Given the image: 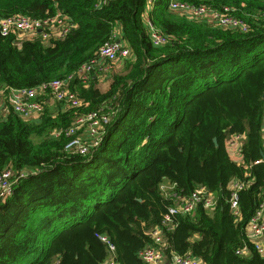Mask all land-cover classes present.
I'll list each match as a JSON object with an SVG mask.
<instances>
[{
  "label": "trees",
  "instance_id": "trees-1",
  "mask_svg": "<svg viewBox=\"0 0 264 264\" xmlns=\"http://www.w3.org/2000/svg\"><path fill=\"white\" fill-rule=\"evenodd\" d=\"M147 1L0 0L2 18L62 11L75 25L49 44L0 34V87L77 75L114 38L130 50L112 64L106 89L97 72L88 86L77 75L68 87L88 104L80 113H113L102 144L86 156L66 152L65 135H53L73 125L75 111L55 114L43 102L37 120L10 104L0 112V175L28 174L0 203V264H105L111 251L99 235L115 246L118 264H144L139 253L153 245L149 233L174 205L160 190L166 182L180 197L204 187L216 201L211 211L199 205L173 218L164 235L169 258L264 264L247 236L264 200V162L256 164L264 149V0H177L228 9L247 32L189 20L170 9L171 0H155L152 10ZM148 19L167 44H154ZM234 136L244 138L241 163L227 150ZM236 181L245 185L239 217L230 204ZM244 247L251 253L238 255Z\"/></svg>",
  "mask_w": 264,
  "mask_h": 264
},
{
  "label": "built area",
  "instance_id": "built-area-1",
  "mask_svg": "<svg viewBox=\"0 0 264 264\" xmlns=\"http://www.w3.org/2000/svg\"><path fill=\"white\" fill-rule=\"evenodd\" d=\"M147 3L149 9L152 10L155 0H148ZM169 7L172 11L195 22H207L221 28L234 29L241 32L248 31L246 22L231 15L228 9H225L224 13H220L205 6H196L177 0H171ZM147 22L154 44L156 46L167 44V36L160 32L149 19ZM74 28V22L62 11L42 19H33L24 15L9 18L0 17V34L3 37L15 36L18 44L36 39L49 44L50 42L64 39ZM128 58H130V50L120 40L114 38L105 43L100 48L98 57L84 64L77 75L80 81L85 86H88L95 72H97L95 75L106 76L112 72L113 63L119 59L126 60ZM77 75H70L65 79H56L30 89L0 87V106L10 104L14 112L23 119L42 116L45 109L43 102L48 103L49 100L61 105L63 111H75L77 116L73 125L67 130L55 131L53 135L56 138L65 135L68 139L65 146L66 152L86 156L98 149L102 144L106 130L112 121L113 113L110 108L108 110L101 108L97 111H88L86 113L79 112L83 107H88V104L84 103L75 92L68 88ZM46 97H49L48 100H45ZM262 133L264 148V124ZM243 142V136H234L227 141V147H234L236 153L243 157ZM262 162H264L263 157L261 160L256 161V164ZM33 174H37V172ZM27 175V172H23L16 177L12 169L6 170L0 175V203L13 195L14 186L19 179L25 178ZM175 187L170 182L163 183L160 187L162 194L166 198L172 199L174 205L165 214L162 226L156 227L149 233L153 239V245L144 248L139 253V257L144 264H205L202 260L189 254H173L169 258L165 252L168 246L164 235L165 231L174 229V217L192 215L199 205H203L206 210L211 211L216 206L214 195L209 193L204 187H200L190 197L184 198L176 193ZM244 187L245 185L239 181H236L232 187L233 194L230 198V204L234 214L238 217V195L239 191ZM247 236L253 245V249L264 258V200L260 203L250 221ZM98 237L109 246L111 251L110 257L105 264H118L114 254L115 246L107 236L99 235ZM250 253L247 247L237 252L240 256H246Z\"/></svg>",
  "mask_w": 264,
  "mask_h": 264
},
{
  "label": "crops",
  "instance_id": "crops-1",
  "mask_svg": "<svg viewBox=\"0 0 264 264\" xmlns=\"http://www.w3.org/2000/svg\"><path fill=\"white\" fill-rule=\"evenodd\" d=\"M119 38V37H118ZM111 74V73H110ZM109 75L107 76H99L97 75V79L99 81V83L102 85V86H106L108 87V82H109ZM105 87V88H106ZM49 110H51L53 113H58L60 108H61V105H59L58 103H56L55 101H52V100H49ZM7 107L8 105L5 106V104L3 106H0V112L5 116L7 113L5 112L7 110ZM33 120H37L36 119H33ZM227 150H228V153H229V156L231 157V159L237 163H241L242 160H243V157L238 155L236 153V151L234 150V147L232 146H228L227 147Z\"/></svg>",
  "mask_w": 264,
  "mask_h": 264
},
{
  "label": "rangeland",
  "instance_id": "rangeland-1",
  "mask_svg": "<svg viewBox=\"0 0 264 264\" xmlns=\"http://www.w3.org/2000/svg\"><path fill=\"white\" fill-rule=\"evenodd\" d=\"M185 18H186V17H185ZM46 44H48V43H46ZM114 67L118 68V65H117V66L114 65ZM113 70H114V68H113L111 71H113ZM108 75H109V74H108ZM106 76H107V75H106ZM105 87H106V86H104L103 89H106V88H107V87H106V88H105ZM38 118H39V117H38Z\"/></svg>",
  "mask_w": 264,
  "mask_h": 264
},
{
  "label": "water",
  "instance_id": "water-1",
  "mask_svg": "<svg viewBox=\"0 0 264 264\" xmlns=\"http://www.w3.org/2000/svg\"><path fill=\"white\" fill-rule=\"evenodd\" d=\"M215 143L217 144V140L215 139ZM262 157L264 158V153H262Z\"/></svg>",
  "mask_w": 264,
  "mask_h": 264
}]
</instances>
